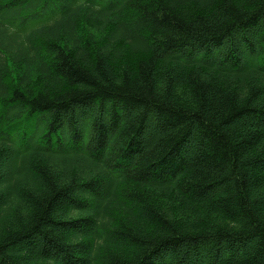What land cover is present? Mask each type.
Instances as JSON below:
<instances>
[{"label": "trees", "instance_id": "16d2710c", "mask_svg": "<svg viewBox=\"0 0 264 264\" xmlns=\"http://www.w3.org/2000/svg\"><path fill=\"white\" fill-rule=\"evenodd\" d=\"M0 264H264V0H0Z\"/></svg>", "mask_w": 264, "mask_h": 264}]
</instances>
